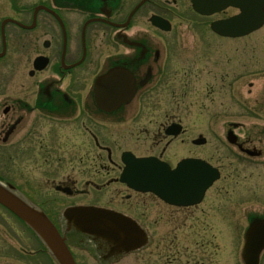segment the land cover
<instances>
[{
	"label": "flooded vegetation",
	"instance_id": "flooded-vegetation-1",
	"mask_svg": "<svg viewBox=\"0 0 264 264\" xmlns=\"http://www.w3.org/2000/svg\"><path fill=\"white\" fill-rule=\"evenodd\" d=\"M241 12L240 7L228 5L202 14L195 9L193 0H0L3 160L31 159L36 168L38 163L42 168L49 166L50 187L55 191L69 195L95 193L102 202L96 206L119 212L144 232L136 229L142 238L140 246L128 249L124 232L111 237L73 226L63 231L60 217L51 210L45 211L65 236L69 248L88 252L97 264H119L136 252L144 254L146 264H180L177 255L162 261L161 254L154 252L160 244L149 234V223L164 220L166 210L173 215L203 201L190 206L174 205L152 191L139 190L122 181L126 152L137 157L157 156L172 167L183 158H203L220 172L211 187L218 181L230 182L240 177L247 167L262 160L264 78L257 79L264 77V58L247 60L237 54L231 57L229 50L232 46L245 48L252 35H256L259 45L264 24L236 36L224 35L214 27L216 22ZM181 23L190 26L196 39L192 46L200 50L192 59L168 57L176 42H171L167 34ZM215 49L221 54L217 61L209 58ZM172 66H176L173 86L179 96L191 93L208 97L216 90L230 98L221 106V129L216 131L212 122L206 135L201 132L191 139L194 143L201 136L205 142L194 143L192 153L177 161L176 144H188L187 139L181 138L187 132L181 115L183 107L178 104L173 118L167 119L150 105V97L169 85ZM116 67L126 71L134 92L116 109L107 110L96 100L97 80ZM248 74L255 75L254 80L247 81ZM187 77L190 81L185 83ZM247 118L253 120L246 122ZM173 124L181 126L177 135L168 133ZM193 124L198 125L196 118ZM23 129L26 131L22 133ZM15 133L18 138L12 143ZM148 139L153 144L150 152L140 153ZM124 145L130 147L122 149ZM209 145L207 157L198 154L199 146ZM170 147L175 148L173 154ZM223 154L230 157L232 169L228 172L223 163L215 162ZM33 187L42 192L39 185ZM240 188L243 189L223 185L222 194L237 193ZM65 221L69 220L65 217ZM40 251L48 262L58 264L49 250Z\"/></svg>",
	"mask_w": 264,
	"mask_h": 264
},
{
	"label": "rangeland",
	"instance_id": "rangeland-1",
	"mask_svg": "<svg viewBox=\"0 0 264 264\" xmlns=\"http://www.w3.org/2000/svg\"><path fill=\"white\" fill-rule=\"evenodd\" d=\"M188 25H191V23H188ZM167 35L171 42H176L172 44L168 57L172 59H175V57L192 59L199 54L200 50L192 46V42L196 41L195 34L190 26L187 28L186 23H181L178 29ZM237 41L239 40H231L230 42ZM246 41L245 48L239 49L232 46L229 50L230 56L234 57L237 54V57L246 58L247 60L258 56L264 58V29L259 44L262 45V48L256 44L259 41L256 35L248 37ZM180 43H183V48L180 47ZM239 51L242 54H238ZM211 57H214L216 61L219 57L221 58L220 50H212L209 54V58ZM175 67L172 66L173 76L168 81L169 85L164 90L165 92L163 91L153 98L150 97V105L157 109V113L162 111L161 113L167 119L173 118L178 104L183 107L181 115L186 124L187 132L181 138L187 139L188 144L182 141H180V145L176 144L177 161L180 157L192 153L191 149H194L195 142L193 143L191 139L201 132L206 135L212 122L216 131L221 129L224 118L222 117L221 106L226 104L228 99L230 101V98L223 97L224 95L216 90L211 92L208 97L191 93H183L182 97L179 96L173 86L176 81V76H174ZM249 75L251 74H248V77L246 76L247 81L254 80L255 75ZM3 77L4 75L0 74V79H3ZM261 78L264 77L257 80ZM189 81L190 77L185 78V83ZM1 83L2 80L0 85ZM3 90L4 87L0 86V96ZM194 118L198 121L196 126L193 124ZM250 120L253 119H245L246 122ZM25 131L23 129L22 133ZM12 137L11 142L13 143V140L18 138V133H15ZM1 143L2 140H0V182L3 184L11 182L19 186L15 192L17 196L33 204L38 209L51 210L55 216L60 217V226L63 231L73 225L72 222L65 221L64 211L68 206H72V204H102L95 193L69 195L55 191L50 187L51 179L49 180V177L51 175H49V171H51V168L49 166L42 168L38 163V168H36L31 159L21 158V160H18L13 158L10 162L3 160L1 154L3 146ZM132 144L135 145L133 142ZM214 144L217 147L216 140ZM152 145V140L148 139L140 147V151H142L140 153L147 154L150 152L148 151L149 146L152 148ZM124 146L122 149L130 147V145ZM206 147L199 146L198 154L207 157V150L210 145ZM169 152L173 154L175 148L170 147ZM217 158L215 162L223 163L226 172L232 169L229 166L230 161L228 158L230 157L227 158L223 154V156L219 155ZM21 167H25V169L22 170ZM35 184L41 187L42 192H38L36 187H33ZM223 185L240 186L243 189L240 188L239 192L230 195L222 194L224 193ZM141 210L142 207H140ZM257 218H264V157L255 165L247 167L240 177L237 176L230 182L221 180L215 183L213 187L208 189L203 202L198 206L175 211L173 215H171L170 210H166L165 219L158 220V222L152 220L153 222L149 223L148 228L149 234L154 236V240H158L156 244H160L156 247L157 251L154 252L161 254L162 261L173 259L177 255L180 264H246L244 253L246 234L252 222ZM46 246L44 240L30 225L0 204V264H51L44 258L43 254L38 253V251L45 248L53 255L49 247ZM70 249L80 264H97L96 258L88 252L81 251L76 247L75 250L72 247ZM158 250H161V252H158ZM143 255L142 252H136L125 257L119 264H146ZM55 259L60 264L56 257ZM260 264H264V250L261 253Z\"/></svg>",
	"mask_w": 264,
	"mask_h": 264
},
{
	"label": "water",
	"instance_id": "water-1",
	"mask_svg": "<svg viewBox=\"0 0 264 264\" xmlns=\"http://www.w3.org/2000/svg\"><path fill=\"white\" fill-rule=\"evenodd\" d=\"M193 2L195 9L202 14L214 13L228 5L242 9L241 14L216 22L215 29L224 35L248 34L264 24V0H193ZM155 17L154 22L157 23ZM126 74L125 70L116 67L97 80L95 97L100 106L114 110L133 94V81L128 80ZM180 127L173 124L168 128V133L177 135ZM194 142L201 144L205 139L200 137ZM124 161L126 166L121 175L122 181L136 189L152 191L166 202L179 206L200 203L207 190L220 177L218 168L203 158H183L172 167L157 156L137 157L131 152H126ZM16 190L14 184L0 182V204L30 225L60 264H78L65 236L46 212L17 196ZM64 215L77 229L111 237L113 234L120 236L124 232L125 239L130 245L128 249L140 246L142 238L136 230L143 232L140 226L115 210L96 205H73L65 209ZM263 250L264 218H257L246 234L244 247L246 264H260Z\"/></svg>",
	"mask_w": 264,
	"mask_h": 264
}]
</instances>
